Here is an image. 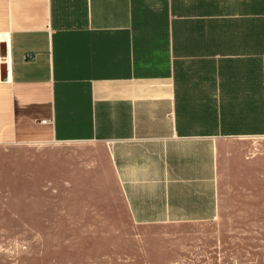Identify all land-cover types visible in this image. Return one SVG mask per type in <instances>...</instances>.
Masks as SVG:
<instances>
[{"label": "crops", "instance_id": "obj_1", "mask_svg": "<svg viewBox=\"0 0 264 264\" xmlns=\"http://www.w3.org/2000/svg\"><path fill=\"white\" fill-rule=\"evenodd\" d=\"M261 135L264 0H0V145L99 146L133 223L212 221Z\"/></svg>", "mask_w": 264, "mask_h": 264}, {"label": "rangeland", "instance_id": "obj_2", "mask_svg": "<svg viewBox=\"0 0 264 264\" xmlns=\"http://www.w3.org/2000/svg\"><path fill=\"white\" fill-rule=\"evenodd\" d=\"M101 149L0 145V264H264V135L220 152L208 222H132Z\"/></svg>", "mask_w": 264, "mask_h": 264}, {"label": "water", "instance_id": "obj_3", "mask_svg": "<svg viewBox=\"0 0 264 264\" xmlns=\"http://www.w3.org/2000/svg\"><path fill=\"white\" fill-rule=\"evenodd\" d=\"M5 53L2 51V55H4ZM6 65L5 64H3L2 66H1V73H2V79L3 78H5V73H4V70H5V67Z\"/></svg>", "mask_w": 264, "mask_h": 264}]
</instances>
